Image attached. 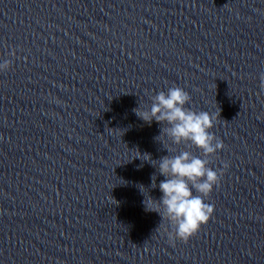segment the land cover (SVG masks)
<instances>
[{"label": "clouds", "instance_id": "obj_1", "mask_svg": "<svg viewBox=\"0 0 264 264\" xmlns=\"http://www.w3.org/2000/svg\"><path fill=\"white\" fill-rule=\"evenodd\" d=\"M10 55L15 56V51ZM11 67L12 60H4L0 63V72H6ZM260 88L264 92V73L260 74ZM150 100V106L141 109L139 105L134 112L149 125L153 121L165 125L155 139L163 145L159 138L164 136L170 146H163L168 155L159 160H152L149 154H146L148 159H143L157 167L159 174L165 178L158 185L162 193L160 199L149 195V204L145 203L146 197L143 203L147 211L159 214V227L164 220L168 221L167 235L170 240L187 242L214 214V205L206 202V198L219 185L223 171L230 165L225 162L222 168L213 169L210 166L211 157L223 150L225 145L211 131L217 115L187 107L191 96L183 88L169 87L167 91L161 90L151 96ZM178 145H184L185 150L176 152L171 147ZM193 147L199 149L201 155L193 154ZM151 180V187L156 188L155 174ZM152 203L156 205L154 208L149 206Z\"/></svg>", "mask_w": 264, "mask_h": 264}]
</instances>
